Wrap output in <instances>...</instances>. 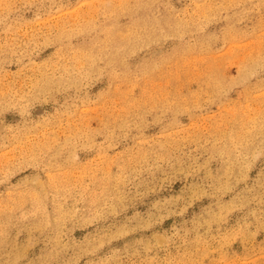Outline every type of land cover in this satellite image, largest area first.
I'll list each match as a JSON object with an SVG mask.
<instances>
[{"label": "rangeland", "instance_id": "374dc122", "mask_svg": "<svg viewBox=\"0 0 264 264\" xmlns=\"http://www.w3.org/2000/svg\"><path fill=\"white\" fill-rule=\"evenodd\" d=\"M0 264H264V0H0Z\"/></svg>", "mask_w": 264, "mask_h": 264}]
</instances>
